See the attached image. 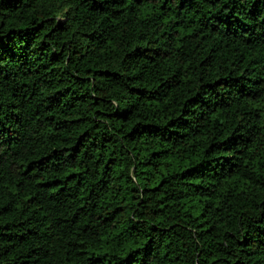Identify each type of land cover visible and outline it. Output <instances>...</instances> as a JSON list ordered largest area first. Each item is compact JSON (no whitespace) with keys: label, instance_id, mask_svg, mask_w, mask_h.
Returning a JSON list of instances; mask_svg holds the SVG:
<instances>
[{"label":"trees","instance_id":"1","mask_svg":"<svg viewBox=\"0 0 264 264\" xmlns=\"http://www.w3.org/2000/svg\"><path fill=\"white\" fill-rule=\"evenodd\" d=\"M0 264H264V0H0Z\"/></svg>","mask_w":264,"mask_h":264}]
</instances>
